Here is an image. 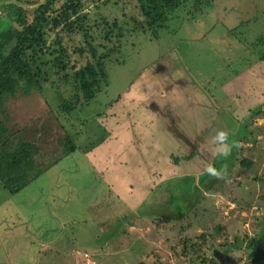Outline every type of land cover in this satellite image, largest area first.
Segmentation results:
<instances>
[{
	"label": "rangeland",
	"instance_id": "374dc122",
	"mask_svg": "<svg viewBox=\"0 0 264 264\" xmlns=\"http://www.w3.org/2000/svg\"><path fill=\"white\" fill-rule=\"evenodd\" d=\"M3 2L22 6L31 23L36 9L49 0H0V26L10 22ZM52 3L44 44L29 52L38 86L9 98L0 120L14 140L34 141L46 155L64 137L78 148L14 196L0 182V264H264L254 256L264 237V0H187L162 34L143 28L138 0H81L76 13L65 8L68 0ZM103 57L106 76L100 77L96 98L87 102L76 73ZM152 69L175 71L178 97L188 94L186 100L175 97L177 115L186 110L199 116L203 110L189 107L203 105L204 97L229 110L236 123L224 119L217 137L210 127L185 140L178 136L175 155L196 157L182 172L166 168L170 177L199 179L203 170L215 171L216 160L230 171L220 181L203 173L204 185L216 192L200 205L189 202L191 213L172 200L158 204L160 192L146 195L141 205L134 202V210L110 197L107 177L130 190L128 180H120V154L111 153V145L100 151L106 144L101 125L122 119L121 102L128 111L145 103L133 85ZM59 155L50 160L54 165ZM104 158L116 161L119 172L104 173ZM231 160L236 162L228 168ZM244 160L252 167L243 166ZM148 178L147 173V183ZM156 182L152 176L145 189ZM115 189L128 201L123 190ZM179 215L186 216L175 224Z\"/></svg>",
	"mask_w": 264,
	"mask_h": 264
},
{
	"label": "trees",
	"instance_id": "16d2710c",
	"mask_svg": "<svg viewBox=\"0 0 264 264\" xmlns=\"http://www.w3.org/2000/svg\"><path fill=\"white\" fill-rule=\"evenodd\" d=\"M68 2L69 3L65 5V8L70 6L71 10L76 13V10L78 9L77 6L81 0H68ZM186 2L187 0H138L140 14L142 18H144L143 28H149L151 31L161 30L162 32L160 34H162L166 29L170 28L169 23L173 13L177 10L179 11ZM2 5L1 8L4 10L5 14L9 15L11 21H3L5 23H2L0 26V109L9 98L15 97L20 92H23V95H28L35 87L38 86L37 77L39 75L33 70V66L29 59V52L39 51L44 44L43 37L45 30L52 26V20L47 14L50 11L49 6L53 5V3L52 0H49L47 4L41 5L37 8L35 11L36 16L31 23L28 21V16L25 12L26 10L22 6L12 2H3ZM1 14L3 13L0 11V16ZM68 19L69 16H65L63 18L65 24H69ZM13 22L17 25V27L11 25ZM158 34L159 33H156L155 35ZM103 60H105L104 57L97 60L95 64L89 62L84 69H80L76 73L80 91L83 93L87 102L96 98L97 91L100 86V77L106 76ZM260 61L264 62V55L261 56ZM58 64L65 67L62 61ZM176 101L177 100L175 99V102L170 101L169 104H157L161 110H156L159 111L161 117H164L167 120L171 130L178 133L177 136L180 135L184 140L186 139L185 137L196 132L195 129L201 130L204 128V130H209L207 127H210V134L214 133L215 137H217V133H221L220 130L224 131V119L229 121L232 119V123L236 124L233 120V115H231L232 113L229 110L225 107H221L220 105L215 106L213 103H211L215 108V111L212 110L213 114H208V110H206V112L202 111L199 116L194 117L185 110V114L177 115ZM65 110L68 113H71L72 111L70 106H66ZM179 116H187L189 118L184 123L183 120L180 121ZM199 117H201V121L197 122ZM126 118L128 119V122L131 123L129 129H132L131 136L133 137V142H136L138 136L137 134H134L135 124H132V121H135L136 115L128 114ZM193 122L196 126L192 125ZM102 131L106 134L105 136L107 138L108 135L103 126ZM59 143L60 145H57L54 150L51 151L53 154L46 155L45 152L42 151L41 146H37V143L34 141H24L21 137L14 140L9 133L6 124L0 120V182L2 183V188L10 193L11 196L18 194L31 182L37 180V178L44 173L43 171L47 169L49 170L50 167L58 165V163L71 153L75 152L78 148L76 146V142L71 139H67V137H64V139ZM96 144L93 145L95 146ZM149 144L151 148L155 147L157 144L162 157L151 162L147 158L146 153H144V155H146L144 157L137 155L139 149H137V147L135 148L134 143H132V149L134 150L129 148L128 152L125 153V156L122 159L121 165L123 166L121 170L123 173L121 172L120 174V180L125 182V184L127 183L126 180H128V188L130 192L126 191L121 184H117V182L113 179H111V182L108 183L113 188H119L125 192L127 197L130 199L128 201H122L124 203L131 202V205H129L133 206V210L135 206V204H133L134 202L139 201L141 205L142 200L146 195L150 197L153 193L159 194L160 192L162 200H159L157 197L158 204L164 205L167 199L172 200L173 204L182 203L186 208V212L191 213L194 206L189 205L188 208L189 202L194 201V205H200L202 199L208 200L207 197H209L210 192H216L213 191L214 186L209 187L204 185L205 181L201 178L203 173L209 174L210 178H218V181H220L225 179L227 173L230 172H226L225 169L220 168V166L216 164V160L214 162L215 171L211 174L212 169L210 171V168L206 169L207 171L203 170L199 179L192 175L170 177L169 170L164 171L166 168L175 167L179 168V172H182L190 167L189 164L195 162L196 155L191 152H188L183 157L175 155V151L172 149V142L170 143L169 148L166 145V142L156 141L155 135L152 137ZM91 151L93 150L89 149L87 153H90ZM55 153L60 154V159H57L54 165L51 161L54 159ZM160 159H166L167 161H160ZM219 160L222 161V157H219ZM235 162L236 161L234 160L229 161L228 168L233 167ZM155 163L157 165L151 170L154 172L153 176L156 177L157 182L151 187H148V190L142 189L139 187V183H141V181H139L140 177L146 179L147 173L149 172L148 168ZM241 164L247 168L252 167L251 162L247 160L242 161ZM124 166L127 167L128 170H126ZM118 172L119 171L114 173ZM150 175L151 174H149V177ZM148 179L150 181V178ZM198 182L204 186V191ZM113 188L110 191L111 193H114ZM165 205H167V202ZM183 217H180L179 215L175 224H177V221L183 219ZM112 220L113 219H108V221ZM191 226L192 224H189V227ZM172 227L175 228V226ZM183 230L184 229H182V231ZM259 242L262 244V247L256 250L254 256L259 261H263L264 237H262ZM210 264L216 263L211 262Z\"/></svg>",
	"mask_w": 264,
	"mask_h": 264
},
{
	"label": "crops",
	"instance_id": "0c3cea01",
	"mask_svg": "<svg viewBox=\"0 0 264 264\" xmlns=\"http://www.w3.org/2000/svg\"><path fill=\"white\" fill-rule=\"evenodd\" d=\"M166 72H167V74L164 72H163V74L162 73L157 74L154 71V69L148 70L145 74H143V76L141 78L135 80L134 81L135 83L133 85V86H135V92L134 93L136 94V91H137V95L139 97L143 98L145 103L141 104V106H137V107H128L131 109V110L129 109L130 111H128L126 108L127 104H125L126 105V107H125V105H123L121 102V110L119 111V113L121 112L120 115L122 116V119L118 122H116L115 119L113 121L109 120V122L105 121V124L102 125L104 127L105 131L107 132L108 137L106 138V140H107L105 142L106 144L104 145L103 149H101L100 151H102V153H106L107 148L111 145V147H110L111 153L114 152V154H115V151H117L120 154L119 157H121V159L118 162L120 164V166H122L121 162H122L123 157L125 156V153L128 152L129 148L132 149V143H134L135 148L137 147V149H139V151L137 152V155H140L142 157L147 155V158L149 159V161L153 162V161L159 159L160 157H162V154L159 151V146L156 144L155 147L151 148V146L149 144L150 140H152V137L154 135L156 136V141L166 142V145L169 148H170V143L172 142V145H173L172 149L174 151L176 149V145H178V143L180 142V140L178 139V136H177L178 133L171 130L170 125L167 122V120L164 117H161V115L158 111V110H161V108H159L157 106V103H155V101L169 104L170 101L175 102V97L177 99H181L182 97H185L184 98L185 100L188 99L189 97H188V94L186 92L179 94L180 97H178L176 90L179 87L177 85H175L176 80H175V82L172 80V78L175 75V71H170L169 73H168V71H166ZM166 76L171 77L170 80ZM162 82H164L165 85ZM138 84H140L141 87H138L137 86ZM156 85H158V86H156ZM171 85H173V86H171ZM166 86H168V87H166ZM184 94H185V96H184ZM200 95H202L201 92H200ZM125 96L126 97H123V99H124V102L127 103L128 94H125ZM173 96H174V98H173ZM201 98H202V104L203 105L195 104L194 106L189 107L190 110H197V111L203 110L206 112V110L211 109V110L215 111V108L213 107V105L211 104V102L207 98H204V97H201ZM123 99H122V101H123ZM141 108H145V109H141ZM138 109H140V111ZM156 109H158V110H156ZM136 110H138L137 116L142 114L144 117L141 118V117L136 116L135 121H132V124L133 125L135 124L134 134H137V136H138L136 139V142L135 141L133 142V137L131 136L132 129H129V126H131V123L128 122L127 118L124 119V116H128V114L134 115V112ZM197 114L198 113L193 114V116L197 115ZM185 117L189 118L187 116H185ZM179 118H180V121H182L181 116H179ZM192 125L196 126L194 122L192 123ZM195 131H196L195 134H198L201 132L200 129H195ZM141 136H143V138ZM96 150L97 149H94L93 153ZM132 150H134V149H132ZM144 153H146V155H144ZM163 157H165V156H163ZM103 163L107 165L106 168H103L105 170L104 173L113 174L114 172L119 171L118 170L119 165L114 164V163H116V161L113 163H107L105 161V158H104ZM156 163H157V161H156ZM156 163L152 164V166L150 168H148L149 169L148 174H151L150 179L154 175V172H152L151 169L157 165ZM98 167L102 168V166H98ZM122 173H123V171H122ZM110 179H111V177H110ZM106 181H107V183H110L108 177L106 178ZM139 181H141V183L139 184L140 185L139 187H141L142 189H145L146 186L149 184V179H148V183H147V179H145L143 177H140ZM145 182H146V185H145ZM148 187H151V186H148ZM113 192L114 193L110 192V197L113 196L114 198L119 200V202L122 205H124V204L126 205V203H124L122 201V199L125 200V197H122L120 192H118L117 189H115V188H113ZM129 199L130 198H128V200ZM128 204L131 205V202H128ZM114 208H115V206L111 209L113 210ZM109 211L111 212V210H109Z\"/></svg>",
	"mask_w": 264,
	"mask_h": 264
},
{
	"label": "flooded vegetation",
	"instance_id": "af4514ba",
	"mask_svg": "<svg viewBox=\"0 0 264 264\" xmlns=\"http://www.w3.org/2000/svg\"><path fill=\"white\" fill-rule=\"evenodd\" d=\"M7 18L10 20V18H9V15L7 14ZM0 20H2V18L0 19ZM3 21H5V20H3ZM11 21V20H10ZM12 26H14V22L12 23ZM15 27V26H14Z\"/></svg>",
	"mask_w": 264,
	"mask_h": 264
}]
</instances>
